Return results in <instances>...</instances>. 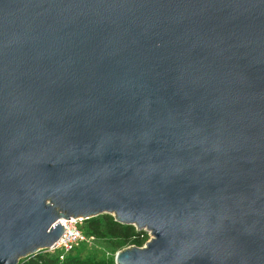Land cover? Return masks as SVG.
I'll use <instances>...</instances> for the list:
<instances>
[{"label":"water","instance_id":"obj_1","mask_svg":"<svg viewBox=\"0 0 264 264\" xmlns=\"http://www.w3.org/2000/svg\"><path fill=\"white\" fill-rule=\"evenodd\" d=\"M100 214L115 264H264V0H0V264Z\"/></svg>","mask_w":264,"mask_h":264},{"label":"trees","instance_id":"obj_2","mask_svg":"<svg viewBox=\"0 0 264 264\" xmlns=\"http://www.w3.org/2000/svg\"><path fill=\"white\" fill-rule=\"evenodd\" d=\"M87 235L98 239H111L116 247L122 243H130L134 246H143L148 240L146 232H138L133 225L117 222L111 214H100L85 219L81 225ZM89 245L82 244L68 253L64 260L59 261L56 254L43 250L19 260V264H115L114 258L96 254L90 255Z\"/></svg>","mask_w":264,"mask_h":264},{"label":"built area","instance_id":"obj_3","mask_svg":"<svg viewBox=\"0 0 264 264\" xmlns=\"http://www.w3.org/2000/svg\"><path fill=\"white\" fill-rule=\"evenodd\" d=\"M85 219L78 218H69L61 219V224L64 227L63 233L51 247L44 249L43 251L56 254L59 261L65 259L66 255L72 250L77 248L82 244H89L93 236L87 235L81 225ZM139 232V231H138ZM140 232H146L149 235L147 230Z\"/></svg>","mask_w":264,"mask_h":264},{"label":"rangeland","instance_id":"obj_4","mask_svg":"<svg viewBox=\"0 0 264 264\" xmlns=\"http://www.w3.org/2000/svg\"><path fill=\"white\" fill-rule=\"evenodd\" d=\"M150 238V234L148 235V239ZM116 241H113L111 239L105 238V239H98L93 236L92 241L88 244L90 249V255H102L107 258H114L117 251L123 250L125 248L131 247V242L129 243H122L121 246L116 247L115 245ZM46 252V251H44ZM49 253V252H48Z\"/></svg>","mask_w":264,"mask_h":264}]
</instances>
